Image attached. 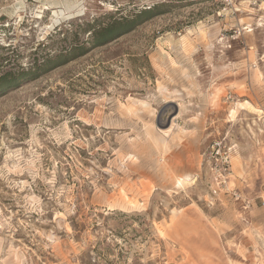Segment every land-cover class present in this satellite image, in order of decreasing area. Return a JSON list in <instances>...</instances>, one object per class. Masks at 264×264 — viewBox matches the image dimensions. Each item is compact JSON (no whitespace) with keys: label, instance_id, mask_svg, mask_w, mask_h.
Here are the masks:
<instances>
[{"label":"rangeland","instance_id":"rangeland-1","mask_svg":"<svg viewBox=\"0 0 264 264\" xmlns=\"http://www.w3.org/2000/svg\"><path fill=\"white\" fill-rule=\"evenodd\" d=\"M0 46V264H264V0H0Z\"/></svg>","mask_w":264,"mask_h":264},{"label":"trees","instance_id":"trees-1","mask_svg":"<svg viewBox=\"0 0 264 264\" xmlns=\"http://www.w3.org/2000/svg\"><path fill=\"white\" fill-rule=\"evenodd\" d=\"M158 8V6H154L150 9L143 10L137 13L133 18H121L115 20L113 19L111 22L105 24L104 26H99L94 30L93 33L95 42L97 44L109 43L126 34L127 32L134 30L141 23L158 16ZM2 49H4V47L0 46V51ZM30 73L22 72L20 74V77L30 76ZM18 81L19 77H14L12 73L3 75L2 77H0V91L17 87Z\"/></svg>","mask_w":264,"mask_h":264},{"label":"built area","instance_id":"built-area-1","mask_svg":"<svg viewBox=\"0 0 264 264\" xmlns=\"http://www.w3.org/2000/svg\"><path fill=\"white\" fill-rule=\"evenodd\" d=\"M215 163L211 164L213 175L216 177L217 186L224 189L228 186V179L231 173V159L229 155H214ZM219 190L213 187L212 193L217 195Z\"/></svg>","mask_w":264,"mask_h":264},{"label":"bare ground","instance_id":"bare-ground-1","mask_svg":"<svg viewBox=\"0 0 264 264\" xmlns=\"http://www.w3.org/2000/svg\"><path fill=\"white\" fill-rule=\"evenodd\" d=\"M54 9V8H53ZM71 9V8H70ZM54 15L56 16V17H58V19H60L61 18V16H63V14L62 13H60V12H58V11H56V12H54ZM53 15V16H54ZM57 22H59L58 20H57ZM168 102V101H167ZM216 105V104H215ZM177 119H178V117H176L172 122H173V127L172 128H175V127H177L178 126V124H177ZM170 130V129H169ZM169 130H162L161 132L163 133V134H165L166 135V133L169 131ZM189 180V177H186V178H181V177H179V178H177V180H176V185L177 186H183V183L185 182V181H188Z\"/></svg>","mask_w":264,"mask_h":264},{"label":"water","instance_id":"water-1","mask_svg":"<svg viewBox=\"0 0 264 264\" xmlns=\"http://www.w3.org/2000/svg\"><path fill=\"white\" fill-rule=\"evenodd\" d=\"M178 114V109L176 108L175 112H173L172 114H167V116L163 119L165 123V129H168L171 124H172V119L174 116H176Z\"/></svg>","mask_w":264,"mask_h":264}]
</instances>
